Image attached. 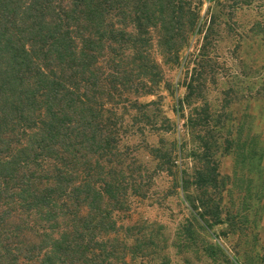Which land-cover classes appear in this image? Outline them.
Returning a JSON list of instances; mask_svg holds the SVG:
<instances>
[{
  "label": "trees",
  "instance_id": "16d2710c",
  "mask_svg": "<svg viewBox=\"0 0 264 264\" xmlns=\"http://www.w3.org/2000/svg\"><path fill=\"white\" fill-rule=\"evenodd\" d=\"M197 17L187 0H0V264L111 263L123 94L161 79L152 34L177 63ZM199 164L198 195L218 175ZM203 198L208 232L222 220Z\"/></svg>",
  "mask_w": 264,
  "mask_h": 264
},
{
  "label": "rangeland",
  "instance_id": "374dc122",
  "mask_svg": "<svg viewBox=\"0 0 264 264\" xmlns=\"http://www.w3.org/2000/svg\"><path fill=\"white\" fill-rule=\"evenodd\" d=\"M187 1L198 17L177 63L152 34L161 79L123 94L115 120L124 192L109 205L117 232L101 237L110 264H264V0ZM200 162L218 175L198 195ZM200 197L220 207L208 232L191 210Z\"/></svg>",
  "mask_w": 264,
  "mask_h": 264
}]
</instances>
